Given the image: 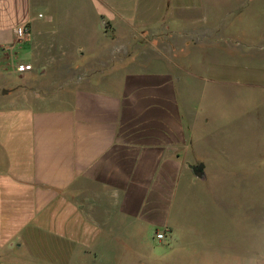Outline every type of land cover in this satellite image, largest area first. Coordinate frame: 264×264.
I'll return each mask as SVG.
<instances>
[{"label":"crops","instance_id":"1","mask_svg":"<svg viewBox=\"0 0 264 264\" xmlns=\"http://www.w3.org/2000/svg\"><path fill=\"white\" fill-rule=\"evenodd\" d=\"M221 5L0 0V264H184L254 212L264 4Z\"/></svg>","mask_w":264,"mask_h":264},{"label":"rangeland","instance_id":"2","mask_svg":"<svg viewBox=\"0 0 264 264\" xmlns=\"http://www.w3.org/2000/svg\"><path fill=\"white\" fill-rule=\"evenodd\" d=\"M197 1V0H190ZM210 4L222 3V7L226 3H230L233 7H241L234 14L237 23H239L236 34L238 37L245 34V23L247 19L253 18L258 20L262 15L264 0H205ZM224 4V5H223ZM236 4V6H235ZM243 34V35H244ZM240 192L241 186H235ZM253 205L254 212H244L238 207V212H210L209 214L216 216V240L221 243L220 250L200 249L191 250L192 254L184 262V264H264V177L255 180L253 186ZM250 189L248 196H250ZM240 204V199L238 200ZM250 200L248 201V205ZM198 212H190L191 226L194 231L186 233V238L180 236L174 251L169 252V258L178 254H182L185 248V242H193L198 240L196 228L198 226ZM229 221L232 231L229 233L227 227ZM236 227V231H234ZM212 253L211 256L209 255ZM193 253L195 255L193 256Z\"/></svg>","mask_w":264,"mask_h":264},{"label":"built area","instance_id":"3","mask_svg":"<svg viewBox=\"0 0 264 264\" xmlns=\"http://www.w3.org/2000/svg\"><path fill=\"white\" fill-rule=\"evenodd\" d=\"M16 33H17L18 41L23 42L29 36L30 30H29L28 26L26 24H24V25H21L17 28ZM156 238L160 241L165 240L166 239L165 233L164 232H161V233L158 232L156 234Z\"/></svg>","mask_w":264,"mask_h":264},{"label":"water","instance_id":"4","mask_svg":"<svg viewBox=\"0 0 264 264\" xmlns=\"http://www.w3.org/2000/svg\"><path fill=\"white\" fill-rule=\"evenodd\" d=\"M203 168H204V166H203V165H200V166H197V167L194 169V172H195V174H196L198 177H202V176H203Z\"/></svg>","mask_w":264,"mask_h":264}]
</instances>
